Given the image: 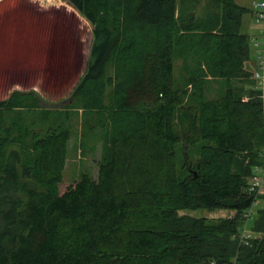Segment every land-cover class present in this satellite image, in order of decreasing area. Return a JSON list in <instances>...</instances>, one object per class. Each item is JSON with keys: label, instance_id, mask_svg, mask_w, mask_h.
I'll use <instances>...</instances> for the list:
<instances>
[{"label": "trees", "instance_id": "obj_1", "mask_svg": "<svg viewBox=\"0 0 264 264\" xmlns=\"http://www.w3.org/2000/svg\"><path fill=\"white\" fill-rule=\"evenodd\" d=\"M65 1L91 26L70 96L104 152L95 177L61 184L68 113L28 121L37 94L0 101V264H264V195L255 236L237 239L249 178L264 166L263 102L241 32L252 9L207 0L218 11L199 18L179 0ZM202 210L234 215H179Z\"/></svg>", "mask_w": 264, "mask_h": 264}, {"label": "rangeland", "instance_id": "obj_2", "mask_svg": "<svg viewBox=\"0 0 264 264\" xmlns=\"http://www.w3.org/2000/svg\"><path fill=\"white\" fill-rule=\"evenodd\" d=\"M16 1L19 4L16 9L12 7L10 14L0 16V101L15 91L37 94L40 98L38 107L23 110L28 121H38L44 110L68 113L71 137L67 143L61 184L73 183L81 172L95 177L104 152V138L100 131L83 136L82 111L78 101H73L70 96L85 73L92 41L91 26L65 0ZM179 1L183 10L195 7L199 18L210 17L218 11V6L207 0ZM235 2L252 9V14L243 17L241 27L251 46V38L258 36L259 29L254 20L253 0ZM251 50L256 71L260 63L252 46ZM183 63L182 58L177 59L178 75L184 70ZM210 82L207 94L215 97L220 93V87L215 81ZM262 206L261 201L258 208ZM231 214L223 210L179 212V215L212 220L227 218Z\"/></svg>", "mask_w": 264, "mask_h": 264}, {"label": "built area", "instance_id": "obj_3", "mask_svg": "<svg viewBox=\"0 0 264 264\" xmlns=\"http://www.w3.org/2000/svg\"><path fill=\"white\" fill-rule=\"evenodd\" d=\"M254 20L259 25L258 36L251 38V46L256 51L259 59V69L254 71L253 79L256 80L255 88L260 93L263 102V124H264V0H253ZM262 157L264 160V145L262 148ZM248 191L252 195L250 206L242 214L243 224L237 233L239 243L248 244L251 238L255 236L250 229V223L256 214L261 196L264 195V166L256 167L253 175L249 178ZM234 213L232 212L231 216ZM229 216V217H231Z\"/></svg>", "mask_w": 264, "mask_h": 264}, {"label": "crops", "instance_id": "obj_4", "mask_svg": "<svg viewBox=\"0 0 264 264\" xmlns=\"http://www.w3.org/2000/svg\"><path fill=\"white\" fill-rule=\"evenodd\" d=\"M19 6L16 0H0V16H5L6 14H10L12 7Z\"/></svg>", "mask_w": 264, "mask_h": 264}]
</instances>
